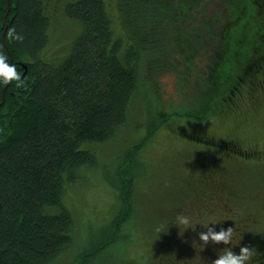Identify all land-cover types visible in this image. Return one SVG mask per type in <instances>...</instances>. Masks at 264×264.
Instances as JSON below:
<instances>
[{
	"label": "trees",
	"instance_id": "1",
	"mask_svg": "<svg viewBox=\"0 0 264 264\" xmlns=\"http://www.w3.org/2000/svg\"><path fill=\"white\" fill-rule=\"evenodd\" d=\"M199 1L119 0L125 32L120 37L115 35L105 0L69 2L65 14L81 30L68 56L54 65L42 58L50 40L46 0H0V50L27 76L26 86L17 87L15 80L0 82V264H53L75 245L76 221L64 199L67 185L80 181L84 168L98 165L97 151L91 146L117 135L129 121L134 97L140 89L146 90L141 57L149 53L155 38L165 33L157 14L165 8V21L169 25L180 23L177 34L193 36L181 26L191 24L186 23L185 14L199 6ZM244 1L243 11L224 35L227 49L203 88L200 102L191 108L171 109L168 115L185 114L201 119L187 118L191 122L204 121L231 103L241 86L258 78L259 71L264 72V0ZM13 25L23 40L9 37L8 29ZM205 26L201 25L203 34ZM180 45L186 49L183 42ZM166 118L148 122L146 135L129 147L108 173L118 190L120 207L110 222L101 226L103 234L95 237L90 232L92 241L84 242L74 253L72 264H101L91 258L112 253L120 234L126 235L122 233L124 225L141 204L135 189L143 164L140 150ZM188 133L172 132L178 138L206 143L204 148L212 147L219 157L236 156L241 163L251 159L234 139L203 136L192 130ZM204 175H198L195 191L211 193V189H204L206 180L214 192L225 190L217 187L221 185H216L213 177ZM206 207L193 215L197 213L198 218ZM213 211H227L224 217L229 223L239 219L228 205ZM179 212L184 213V208ZM250 235L243 240L251 239ZM179 257L154 264H191L182 263ZM251 262L264 264V248L254 249Z\"/></svg>",
	"mask_w": 264,
	"mask_h": 264
},
{
	"label": "rangeland",
	"instance_id": "2",
	"mask_svg": "<svg viewBox=\"0 0 264 264\" xmlns=\"http://www.w3.org/2000/svg\"><path fill=\"white\" fill-rule=\"evenodd\" d=\"M72 1L75 0H46L45 12L51 22L50 40L42 51V58L54 65L68 56L81 30L80 25L65 14L66 4ZM105 2L115 35H125L119 16V0ZM199 3L185 14L188 17L186 23L191 24L181 26L184 32L193 36L177 34L180 23L169 25L164 17L165 8L157 14L158 24L165 33L158 39L154 36L157 42L153 41L149 53L141 57L146 90L140 89L134 97L129 121L117 135L105 143L91 146L97 151L98 165L84 168L82 179L67 185L64 199L76 221L75 245L53 264H72L74 253L84 242L92 241L90 232L95 237L104 233L101 226L109 223L120 207L118 190L109 181L108 173L115 169L125 151L146 135L148 122L155 118L160 122L164 117L167 121L160 124L159 130L140 150L143 164L135 189L141 204L136 205L124 225L122 233L126 235L120 234L112 253L91 260L101 264H154L182 255L183 260L200 264L199 254L204 245L198 243L199 218L195 229L180 228L173 221L181 207L184 213L186 208L187 214L193 215L207 204V198H212L210 202L217 199L206 195L208 192L194 190L200 181L198 175L203 172L206 173L203 178L213 177L216 185H221L217 187H223L237 197L228 208L238 214L239 219H245L249 213L261 219L257 231L250 235L251 239L236 241L231 249L239 253L243 245L253 250L259 246L264 248V72L259 71L258 78L241 86L231 103L204 121L191 122L187 118H196L185 114L168 115L171 109L191 108L200 102L203 88L227 49L224 35L229 34L245 1L200 0ZM202 24L207 25L205 34L201 33ZM200 34H203L201 39ZM181 42L186 49H181ZM175 127L177 129L172 132L183 131L185 136L192 130L203 136L234 139L249 151L251 159L241 163L236 156L219 157L212 147L204 148L207 146L204 142L172 134L170 129ZM209 184L210 180H206L204 189H212ZM143 221H148L150 226ZM161 223L165 224V232L160 234L155 228ZM230 226L237 229V221L231 219Z\"/></svg>",
	"mask_w": 264,
	"mask_h": 264
},
{
	"label": "clouds",
	"instance_id": "3",
	"mask_svg": "<svg viewBox=\"0 0 264 264\" xmlns=\"http://www.w3.org/2000/svg\"><path fill=\"white\" fill-rule=\"evenodd\" d=\"M8 35L12 39H24L23 34L16 30L15 25L8 29ZM13 80L16 81L17 87L26 86L27 76L17 70V65L9 60L6 52L0 50V82L8 84ZM199 222H202L204 226L208 228V231H202L199 233V236L203 241H208L211 238L212 241H223L227 244L234 238V228L231 226L227 229L221 227L219 231L209 227L210 223H217L215 215L209 216L206 220L199 218ZM173 223L180 226V228L183 226L184 229L189 227L195 229L198 224V219L190 214L178 213ZM155 231L160 234L161 232H165V224L161 223L157 225ZM253 255L254 250L247 245L241 246L239 253L231 248H225L219 253L216 259L212 260V264H249Z\"/></svg>",
	"mask_w": 264,
	"mask_h": 264
},
{
	"label": "flooded vegetation",
	"instance_id": "4",
	"mask_svg": "<svg viewBox=\"0 0 264 264\" xmlns=\"http://www.w3.org/2000/svg\"><path fill=\"white\" fill-rule=\"evenodd\" d=\"M246 154H249V151H246ZM249 155H251V154H249ZM208 194L213 195V198H217V199L216 200L213 199V201L210 202V200L212 198H207V207L204 211H202V213H204V214H202L198 218H203L204 216H206L205 218H203L206 220L209 216L215 215V217L217 219V223H210L209 227L213 228L216 231H219L221 227L226 229L230 223H229V220L225 219L224 216L228 212L223 211L221 214L220 212H214L213 208L214 209L222 208L225 205H229L230 203H232V201H233L232 193L227 192L226 190H223L222 192H214L211 189V193H206V195H208ZM195 215H197V213ZM236 215H238V214H236ZM238 217H239V215H238ZM243 218L237 220V226H236L237 229L234 230V238L232 241L228 242L227 244H225V242H223V241H220V242L212 241L211 238L208 241H203L200 238V236H198L199 245H204L202 248V253L199 254L200 258L202 259V261L199 262L200 264L201 263L212 264V260L216 259L220 252H222L225 248H231V245L233 244V242L240 241V240H243L246 237H248L252 231H254V230L256 231V228L259 226L257 224L259 222H261L260 217L258 215L249 214L246 216L245 219H243ZM197 230H198V232H199V230L201 232L202 231H208V228H206L204 226V224L201 222V225H199L197 227ZM183 254L184 255L186 254L185 251L183 252ZM199 256H198V258H199ZM180 260L182 261V263H184V262L187 263V261L183 260V258H180ZM250 263L252 264L251 261L249 262V264Z\"/></svg>",
	"mask_w": 264,
	"mask_h": 264
},
{
	"label": "bare ground",
	"instance_id": "5",
	"mask_svg": "<svg viewBox=\"0 0 264 264\" xmlns=\"http://www.w3.org/2000/svg\"><path fill=\"white\" fill-rule=\"evenodd\" d=\"M49 212V211H48ZM78 226V225H77ZM72 233V232H71ZM73 234H75V233H73ZM72 238V237H71ZM74 243V242H73Z\"/></svg>",
	"mask_w": 264,
	"mask_h": 264
},
{
	"label": "water",
	"instance_id": "6",
	"mask_svg": "<svg viewBox=\"0 0 264 264\" xmlns=\"http://www.w3.org/2000/svg\"><path fill=\"white\" fill-rule=\"evenodd\" d=\"M25 65V67L27 66L26 64H24Z\"/></svg>",
	"mask_w": 264,
	"mask_h": 264
}]
</instances>
